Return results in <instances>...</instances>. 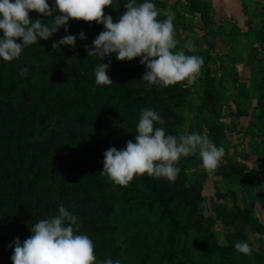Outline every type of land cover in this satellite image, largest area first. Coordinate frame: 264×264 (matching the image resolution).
Here are the masks:
<instances>
[{"label":"trees","instance_id":"trees-1","mask_svg":"<svg viewBox=\"0 0 264 264\" xmlns=\"http://www.w3.org/2000/svg\"><path fill=\"white\" fill-rule=\"evenodd\" d=\"M186 1L200 20L211 23L210 7L206 0ZM128 2L129 0H113V6L104 9L105 15H111L113 22H117L126 11L124 5ZM142 2L144 0H137V3ZM150 2L154 3L160 12L158 19L161 21L166 19L167 12L159 8V4L165 3V0H150ZM48 3L50 7H54V0H48ZM29 15L33 20L42 17L36 12H30ZM262 21L264 22V12ZM69 23L70 34L77 37L76 47L58 46L64 49V52H60V63H62L60 68L62 76L66 77L63 86L67 89V95L63 96L58 92L48 96V87L44 85L40 89L36 87L39 95L34 96L36 97L34 103L30 102L28 92H23V99L16 103L15 108L10 104V113L6 114L10 123L17 125L15 130L18 131L16 135L10 131L9 135L15 141L26 140L24 146L16 142L12 148L18 153L21 152L22 147L28 151L32 150L25 153L34 164L40 161V156L46 157V168L44 173L39 169L28 170L23 166L25 158L19 160L15 155H10V151L0 155V264H13L11 256L16 238L31 234V227L26 230L27 221L34 224L43 219L41 211L45 212L50 205L60 203L65 206L67 203L75 204L81 199L83 201L85 197L76 198L77 192H81L80 195L83 193L87 198L91 197L93 185L94 190L99 192L107 188V196L114 199V203L111 204L112 210L107 212L111 214V222L114 225L109 235L103 234L100 227L93 226L92 219L84 226L80 225V228L89 230L88 236L94 242L97 260L106 257L113 261L119 260L120 264H264V255L253 248L249 237L246 236L241 240L239 225L232 232L226 233L225 240H219L212 228L213 218L210 215L207 217L203 215L204 209L201 204L205 198L201 191L199 194L196 190L197 181L188 178L185 157H181L177 165L181 171L174 183L145 174L137 175L127 187H122L114 186L106 175L101 174L106 150L111 147L117 150L123 149L128 140L135 142V131L141 109L155 110L164 121L162 125L156 126L164 128L166 135L179 136L184 118L183 107L186 104L189 88L182 86L181 83L168 88L157 85L147 86V82L142 80L147 69L140 63V57L132 61H118L116 54H112L110 58L105 57L103 61L99 57H88L84 45L93 46L92 42L98 36L95 32L97 23L82 20H70ZM173 23L176 34L177 24L175 21ZM104 30L103 28L101 32ZM80 32L86 35L83 41L79 38ZM255 34L259 42L258 46L264 47V26L257 29ZM64 36H60L58 40L50 37V46L52 47L54 41H59ZM2 37L3 32L0 30V38ZM27 51L28 47L22 54H26ZM22 54L18 63L19 59L6 62L0 58V96H8L9 92H14L21 81L15 78L16 68L27 65L28 61L23 60ZM100 62L110 64L108 75L113 81L110 86L95 84V68ZM255 75L258 92L256 106L259 110L258 118L262 123L261 129L264 131V67L256 69ZM21 89L24 90V87ZM165 94L168 95L164 98ZM205 98L206 95L203 100ZM171 99L172 104H169ZM158 108L161 111L158 112ZM76 109L79 111H76L75 118L81 122V125H88L90 122L92 132L88 136L81 134L80 138L83 142L74 148L76 140L73 136L80 134V131L75 132L67 124H58L51 119L53 116L69 115ZM245 112L243 111L242 114ZM13 115H17L15 119L12 118ZM2 116L4 117L5 114ZM223 127L225 123L218 118L212 122L208 121L206 136L213 141L219 133L217 129ZM45 131L47 139L44 143L40 142L38 137L32 142L31 136L36 137L37 134L41 136ZM60 131H67L69 135H63L62 140L58 141L57 134ZM223 138L222 136L221 140ZM67 141L70 144L69 153L63 150ZM213 143L216 144L215 141ZM72 156L76 157L74 161L69 160ZM225 165L232 168L217 170L216 174L227 177L236 173L242 176L239 169H233L237 167V162L228 161L220 164L219 168ZM28 171L32 174L29 182H32L31 186H25L22 182V176ZM38 182L41 183L40 191L35 190ZM54 195L55 199L52 198ZM67 195H73V199L66 200ZM28 196L37 206L30 204ZM46 197L45 208L40 209L38 204L40 205ZM8 200L9 205H6ZM231 206L237 209L235 202ZM34 209H38L36 211L38 219H34L29 212ZM83 209L80 216L88 214L91 217L97 211L94 207ZM199 210L200 231L193 232L190 227ZM250 210L251 208L245 210L246 221L251 220V215L247 216ZM54 215L56 214L46 219ZM238 241L249 243L253 249L251 256L235 251L234 246ZM10 244L13 245L12 248L9 247ZM106 252H109L108 256Z\"/></svg>","mask_w":264,"mask_h":264},{"label":"clouds","instance_id":"clouds-1","mask_svg":"<svg viewBox=\"0 0 264 264\" xmlns=\"http://www.w3.org/2000/svg\"><path fill=\"white\" fill-rule=\"evenodd\" d=\"M112 6L113 0H54V7H50L48 0H0V30L3 32L0 58L6 62L18 60L27 46L41 39L48 40L61 28L67 33L70 20H82L102 24L105 29L93 40L92 47L84 45L88 57H99L101 61L112 54H116L118 61L140 57V63L147 69L142 80L149 87L168 88L185 81L187 87L196 82L204 60L197 55L185 54L184 48L194 51L191 41L178 49L174 12L169 10L166 19L161 21L158 19L160 12L150 0L142 3L129 0L124 5L126 11L117 22H113V17L106 16L104 11ZM30 12L52 18L51 22L39 18L33 20ZM79 38L85 40V33L80 32ZM76 44L77 37L69 34L54 41L52 47L56 50L61 45L75 48ZM109 68L108 63L96 65L97 86L113 83L108 75ZM27 71L23 69L21 75ZM163 123L155 110L141 109L135 142L128 140L123 149L111 147L106 150L101 174L106 175L114 186L122 187H127L137 175L145 174L174 183L181 171L177 166L181 157L197 154L203 169L209 175L215 173L225 155L223 146L217 147L211 139L199 133L166 135L164 128L156 126ZM201 207L207 217V205ZM78 220L63 204L59 205L56 215L31 226L29 238L24 241L16 238L11 256L13 264H120L119 260L111 258L97 261L94 242L87 234L80 233ZM234 247L238 253L252 255L253 249L246 241H238Z\"/></svg>","mask_w":264,"mask_h":264},{"label":"rangeland","instance_id":"rangeland-1","mask_svg":"<svg viewBox=\"0 0 264 264\" xmlns=\"http://www.w3.org/2000/svg\"><path fill=\"white\" fill-rule=\"evenodd\" d=\"M264 0H255V6L257 7L256 11V30L261 29L262 26H264V22L262 21V13L264 12ZM162 8V10L167 11L166 8V2L163 4H159V8ZM172 12L175 13V23L177 24V32L175 34V39L178 41V49H181V41L183 38L182 36V14L177 8V5L173 6ZM39 18V17H37ZM41 20H44L46 23H50L52 18H47L42 16L39 18ZM200 24L201 27H200ZM210 22H205L204 20H200L198 17L197 24L200 29H202L201 35H199V40H201L203 43L196 40V51L193 53V55H197L203 58L204 64L201 68L200 75L196 82L193 85L187 86L189 88V94L186 98V104L183 107L184 111V118H183V124L181 127L180 134H192V133H199L200 134V119L204 120L205 126L207 127L208 121H213L215 118H218L219 121L225 123V127L218 128L217 132H219L214 138L213 141L216 142V146L220 147L223 146L225 149V155L221 161L222 163H226L228 161H235L237 162V167L233 169H239L240 172H242V176H239L236 173H233L227 177H224L220 174H216L217 170H230L232 166L225 165L224 167H221L215 171L214 174L209 175L202 167V161L199 158L198 154L194 156L185 157L187 161V172H188V178L192 181H197V188L196 190L199 192L201 191V194L204 196V201L202 204L207 205V210L209 212V215L211 218H213L214 223L212 225L213 230L216 232L217 236L219 237V240H225L226 233L232 232L234 228L239 225L241 227L240 230V238L241 240L245 239L246 236L249 237L250 241L252 242L253 248L260 254L264 255V160L263 162H257L256 169L254 171L247 170L248 166L247 164L240 162L239 160H232L231 157H229L230 153L233 151L232 148H234L232 143L234 142V139L240 138L242 134V130L239 128L233 127L236 123L234 121V124L228 125L225 121H222V117H226L227 115H235L238 117H244L245 115H248L250 112V107H252V103L250 102L249 98L244 97V99H239V95L237 92L234 91L233 86H228L223 80L222 76L224 74L218 73V71L214 70V58L216 55L215 52L210 47L208 41L211 40V35L209 31L207 30L208 25H210ZM70 26V23L68 24V27ZM104 28L102 24L97 23V28H95V32L97 35L101 33V30ZM70 34V31L67 33L64 31L63 28H61L57 33L53 34V39L58 40L60 36H66ZM205 42V44H204ZM258 39L256 38L255 43V49H251V52L255 55L256 60V66H255V73L256 69L264 67V47L258 46ZM28 51L27 53H23V60H28L27 65L23 67L16 68L17 75L15 78L20 79L21 81L18 83L17 87L15 88L14 92H9L8 96H0V109L2 112H0V155L4 153H8L10 151V155H15L16 158H19V160L25 158V162H23V166L27 168L28 170L31 169L33 171H39L41 173L45 172L46 163L45 158L40 156V161H37L35 164L30 161V158L26 155L27 152H31L32 150H27L25 148L20 149V153L17 152V150H14L12 148L13 145L16 144V142H19L22 146L26 144V140H14L11 135H9L10 131H13V134H17V130L15 128L17 125L15 123H10L9 117L6 116V114L10 113V104L11 107L16 106L17 102H20L21 99H23V92H28V95L31 98L30 102H35L36 97L39 95V91L36 89L38 87L39 89L43 87H48V96H53L57 94L58 92L61 93V95L66 96L67 89L65 86H63V83L66 81V77H63L61 72L62 69L60 68L62 66V63H60L61 53L64 52L63 48H58L57 50L50 46L49 39L48 40H39L38 43L27 46ZM20 62V59L17 61V63ZM27 69L28 71L21 75V71L23 69ZM221 77V78H220ZM225 77V76H224ZM255 82H256V75H255ZM184 83H181L182 86H184ZM35 85V86H34ZM8 86V84L6 85ZM50 86V87H49ZM24 87V90L21 88ZM185 87V86H184ZM231 90V91H230ZM202 93L201 100L199 102H196L193 98L195 97L196 93ZM256 92H257V84H256ZM200 93V94H201ZM258 93V92H257ZM168 95V94H167ZM166 94L163 95L165 98L167 96ZM206 95L205 100H203V97ZM258 95V94H257ZM256 95V100H257ZM194 100V101H193ZM197 100V99H196ZM256 100H255V107L256 106ZM169 104H172L169 100ZM258 109V108H257ZM246 110V112H245ZM76 111H79V109L72 110V112L66 116H53L51 121L57 122L58 124H67L69 127H71L72 130L75 132L80 131V134L73 136L76 140V144H74V148L78 145H81L83 141H81V134H84L85 136H88L90 132H92L91 123L89 122L88 125H81V122L75 118ZM161 111L160 108H158V112ZM243 111L245 112L244 114ZM5 116L3 117L2 115ZM203 116H201V114ZM205 114H210V119H206L204 116ZM17 115H13L12 118L15 119ZM20 116V115H19ZM258 116H259V110H258ZM262 124V123H261ZM260 124V126H261ZM208 129V128H207ZM26 131L28 130L25 129ZM36 130V129H34ZM40 130V129H39ZM25 131V132H26ZM208 132V131H207ZM3 133V135H2ZM260 133L262 136V141L264 144V131L260 129ZM11 134V133H10ZM68 134L67 131H60L58 136V141L62 140L63 135ZM207 134V133H206ZM2 135V136H1ZM9 135V136H8ZM69 135V134H68ZM206 136V135H205ZM222 136L224 137L223 140ZM38 137V140L42 143L47 139L46 131L43 135L39 136V134L35 136H31L32 142L35 141V138ZM80 140V141H79ZM212 140V139H211ZM79 142V143H78ZM65 152H70V144L67 141L64 145ZM264 147V146H263ZM27 151V152H26ZM26 152V153H25ZM19 154H23L22 156H19ZM25 154V155H24ZM75 156L70 157L69 160L74 161ZM9 158H6L8 160ZM254 165V161H248ZM93 164V163H92ZM94 165V164H93ZM92 167V166H91ZM96 172V170H95ZM32 178V174L30 171L24 176H22V182L25 183V186L32 185V182H30V179ZM250 178V179H249ZM235 179L237 182H239V186H235ZM248 183L246 184V181ZM235 181V182H234ZM1 185V184H0ZM41 183L38 182L37 187L35 188L36 191H40ZM91 191V197H86L83 193L80 195L81 192H77L78 195L76 198H84L82 201L79 200L78 202H75V204H65V208L70 213H76L73 214L79 218L78 223L81 226H84L85 223L92 219V225L100 227L103 231V234H110L111 228L114 226L111 222V214H107L108 210H112L111 204L114 203V199L112 197H108L107 193L108 190L105 188L104 191H97L94 190V185L92 186ZM194 196V195H192ZM251 196V197H250ZM55 199L54 197H52ZM251 198V199H250ZM28 201L32 206H37L36 202L33 201L29 196L27 197ZM65 199L70 201L73 199V195H67L65 196ZM47 201V197L45 200L39 205L38 207L40 209L45 208V203ZM9 200L6 201V205H9ZM235 202L237 204V209L235 207H232V203ZM201 204V205H202ZM61 205L60 203H57L56 205H50L46 208V211L43 212V219H46V217L57 214L58 207ZM91 207H94L97 211L91 215H81V210H84L83 208L89 209ZM199 208H200V201H199ZM247 208H251L250 213L247 215H251V220L246 221L245 220V210ZM38 209L31 210L32 217L34 219H38V213L36 212ZM201 210V208H200ZM200 210L198 211L197 215L194 218V222L191 225L190 229L193 232H199L200 231ZM225 215V216H224ZM1 218V217H0ZM32 222L27 221V229H29L32 226ZM206 225V223L204 224ZM80 233L82 234H89V230L87 228H80ZM78 233V234H80ZM32 234V233H31ZM30 234V236H31ZM30 236H27L26 234L20 238V240H25L29 238ZM96 236V235H95ZM97 237V236H96ZM233 238V236H231ZM111 237L109 236V240ZM116 245V244H115ZM109 252H106V255L108 256ZM106 257L103 259L97 260L102 261L105 260ZM108 259V258H107Z\"/></svg>","mask_w":264,"mask_h":264},{"label":"crops","instance_id":"crops-1","mask_svg":"<svg viewBox=\"0 0 264 264\" xmlns=\"http://www.w3.org/2000/svg\"><path fill=\"white\" fill-rule=\"evenodd\" d=\"M206 1L210 7L211 19V24L207 27L211 35V40L208 43L214 52L216 50L213 71L216 69L218 73L224 74L225 77L222 76V80L228 86L235 88L234 91L239 95V99L246 97L252 103L249 114L244 117L227 115L221 118L228 125H233L235 121L233 127L243 131L240 138L234 139L232 143L234 148H232L233 151L229 157L232 160H239L247 164L248 169L246 171L249 169L254 171L259 167L256 163L264 160V144L260 133L261 121L258 118V109L255 107L256 95L258 94L255 82L256 57L251 52L257 38L255 34V10L257 7L255 6V0ZM165 2L167 11L173 10V6L177 5L181 12L183 21L181 48H184L185 44L191 41L194 51L189 52L186 48L184 50L186 55H193L196 51L195 39L201 44L203 43L199 40L202 29L196 26L198 15L191 10L186 0H165ZM200 93L197 92L193 98L196 102L201 100L202 93ZM200 114L203 116L202 113ZM209 116L210 114H205L204 117L211 120ZM200 122V134L206 135L208 129L205 122L202 119H200ZM249 160L254 161V165L248 162ZM235 181L234 185L238 187L239 182L236 179ZM248 181H246V184Z\"/></svg>","mask_w":264,"mask_h":264}]
</instances>
